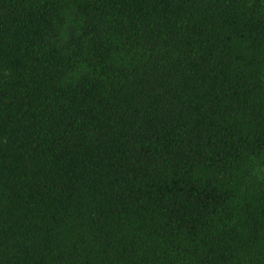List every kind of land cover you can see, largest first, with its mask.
I'll use <instances>...</instances> for the list:
<instances>
[{"label":"trees","instance_id":"1","mask_svg":"<svg viewBox=\"0 0 264 264\" xmlns=\"http://www.w3.org/2000/svg\"><path fill=\"white\" fill-rule=\"evenodd\" d=\"M0 264H264V0H0Z\"/></svg>","mask_w":264,"mask_h":264}]
</instances>
